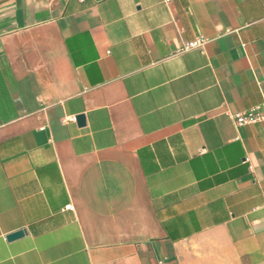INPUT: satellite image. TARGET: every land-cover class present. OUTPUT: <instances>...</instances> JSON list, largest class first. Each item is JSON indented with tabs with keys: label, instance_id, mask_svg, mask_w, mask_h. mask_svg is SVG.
Returning a JSON list of instances; mask_svg holds the SVG:
<instances>
[{
	"label": "crops",
	"instance_id": "crops-1",
	"mask_svg": "<svg viewBox=\"0 0 264 264\" xmlns=\"http://www.w3.org/2000/svg\"><path fill=\"white\" fill-rule=\"evenodd\" d=\"M0 31V264H264V119L233 117L264 0H0Z\"/></svg>",
	"mask_w": 264,
	"mask_h": 264
},
{
	"label": "built area",
	"instance_id": "built-area-1",
	"mask_svg": "<svg viewBox=\"0 0 264 264\" xmlns=\"http://www.w3.org/2000/svg\"><path fill=\"white\" fill-rule=\"evenodd\" d=\"M164 4H169L170 0H161ZM1 35V31H0ZM200 41L196 40L193 42H185L182 46V50H190L199 46ZM237 125L241 126L244 124L253 123L259 120L264 119V113H259L258 108H253L245 113H237L233 115Z\"/></svg>",
	"mask_w": 264,
	"mask_h": 264
},
{
	"label": "water",
	"instance_id": "water-1",
	"mask_svg": "<svg viewBox=\"0 0 264 264\" xmlns=\"http://www.w3.org/2000/svg\"><path fill=\"white\" fill-rule=\"evenodd\" d=\"M76 120H77V122H78L79 125H83L84 124V117L83 116H81V115L80 116H77L76 117ZM23 233L24 232L22 230H19L17 232H14L12 234H9L7 236V240H13V239L19 238V237H21L23 235Z\"/></svg>",
	"mask_w": 264,
	"mask_h": 264
}]
</instances>
